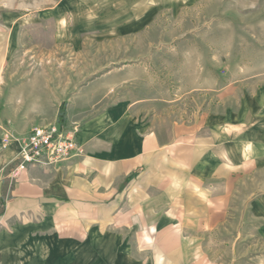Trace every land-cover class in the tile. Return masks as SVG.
<instances>
[{
    "label": "crops",
    "instance_id": "0c3cea01",
    "mask_svg": "<svg viewBox=\"0 0 264 264\" xmlns=\"http://www.w3.org/2000/svg\"><path fill=\"white\" fill-rule=\"evenodd\" d=\"M187 1L0 20V264H232L233 246H264V76L209 83L188 120L149 89L131 96L130 68L88 80L90 41L136 36ZM57 125L76 129L82 152L11 184L21 142Z\"/></svg>",
    "mask_w": 264,
    "mask_h": 264
},
{
    "label": "rangeland",
    "instance_id": "374dc122",
    "mask_svg": "<svg viewBox=\"0 0 264 264\" xmlns=\"http://www.w3.org/2000/svg\"><path fill=\"white\" fill-rule=\"evenodd\" d=\"M81 7L102 20L121 11L117 0H0V20L10 14L50 18L59 11L70 17ZM40 42L41 51L54 50L49 26ZM87 49L89 81L102 71L130 68L136 86L123 88L131 96L149 89L169 117L183 112L188 120L196 105L208 103L209 83L264 76V0H190L181 9L153 12L151 25L136 36L98 37ZM252 245L233 246L232 264H264V246Z\"/></svg>",
    "mask_w": 264,
    "mask_h": 264
},
{
    "label": "built area",
    "instance_id": "2783aa9c",
    "mask_svg": "<svg viewBox=\"0 0 264 264\" xmlns=\"http://www.w3.org/2000/svg\"><path fill=\"white\" fill-rule=\"evenodd\" d=\"M76 152H82L76 129L62 125L36 127L21 142L18 158L7 174L8 180L13 184L30 167L57 166Z\"/></svg>",
    "mask_w": 264,
    "mask_h": 264
},
{
    "label": "trees",
    "instance_id": "16d2710c",
    "mask_svg": "<svg viewBox=\"0 0 264 264\" xmlns=\"http://www.w3.org/2000/svg\"><path fill=\"white\" fill-rule=\"evenodd\" d=\"M60 121L63 123L64 122V117L60 116Z\"/></svg>",
    "mask_w": 264,
    "mask_h": 264
}]
</instances>
